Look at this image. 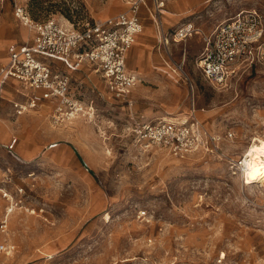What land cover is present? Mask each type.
Listing matches in <instances>:
<instances>
[{"label": "rangeland", "instance_id": "374dc122", "mask_svg": "<svg viewBox=\"0 0 264 264\" xmlns=\"http://www.w3.org/2000/svg\"><path fill=\"white\" fill-rule=\"evenodd\" d=\"M131 1L0 0V62L31 39L18 7L35 21L82 27L127 12ZM163 1L167 28L191 21L202 31L171 46L174 60L185 59L195 90L175 83L156 47L159 63L150 73L139 71L141 83L132 92L135 111L174 119L194 105L211 133L234 132L222 147L242 156L255 138H264V64L220 90L206 82L197 61L204 35L241 11L264 13V0ZM148 4L141 8V36L150 27L148 36L157 39L149 10L154 0ZM73 78L86 113L64 126H54L43 109L14 117L1 101L9 114L0 133L8 125L6 145L15 137L19 142L10 152L0 140V169H11L14 192L18 186L25 193L17 195L9 233L0 234V244L16 247L10 254L0 249V264H264V182L244 185L225 159L145 152L128 129L129 109L102 78L90 68L75 70Z\"/></svg>", "mask_w": 264, "mask_h": 264}, {"label": "built area", "instance_id": "2783aa9c", "mask_svg": "<svg viewBox=\"0 0 264 264\" xmlns=\"http://www.w3.org/2000/svg\"><path fill=\"white\" fill-rule=\"evenodd\" d=\"M148 6V0L131 1L130 9L105 21L86 25H65L56 19L35 21L23 7L16 9L17 17L29 29L31 39L9 49L7 62L0 64V85L7 80L19 81L25 91V101L13 102L16 116L50 105V119L54 126H64L86 113L83 102L72 91V75L61 70L62 63L69 70H78L88 64L101 75L109 94L115 99L133 107L130 98L133 90L141 83L139 74L129 70L127 55L144 32L140 10ZM163 0H154L153 10L149 8L164 45L171 41L186 42L202 31L193 23L182 24L171 33H166L162 20ZM205 48L198 58L197 66L203 78L217 89L228 88L233 79L254 66L264 64V13L256 9L245 10L217 26L204 35ZM164 64L172 71L178 82L185 81L191 91L195 90L193 80L184 71L185 59L177 62L165 59ZM172 120L164 117L145 120L131 115L129 131L136 142L147 152L156 148L177 159L202 155L225 159L231 173L242 182L247 181L250 151L234 157L223 150V143L233 140V131L211 133L196 115L193 105L191 114ZM184 117V118H182ZM18 138L5 147L13 152ZM12 170L0 169V234L7 235L10 217L19 209L18 193L24 188L13 190ZM146 212H141L144 217ZM14 245L0 244V249L12 253Z\"/></svg>", "mask_w": 264, "mask_h": 264}, {"label": "crops", "instance_id": "0c3cea01", "mask_svg": "<svg viewBox=\"0 0 264 264\" xmlns=\"http://www.w3.org/2000/svg\"><path fill=\"white\" fill-rule=\"evenodd\" d=\"M128 4H129V9H130L131 2L128 3ZM164 8L162 9V20L164 19L165 14L168 13V12L164 11ZM129 9H128V11H129ZM140 13H141V10H140ZM139 16H140V14H139ZM140 19H141L143 25L145 26V24H144L145 20L142 19L141 16H140ZM163 22H164V20H163ZM188 22H191V21H188ZM185 23H187V22H185ZM181 25L182 24H180L178 27H180ZM177 28H167L166 27V23H164V30H165L166 33H171L172 31L176 30ZM151 33H152V29L150 27H147L146 36L143 35V37H142L141 36L142 34L139 35V36H141V38L139 40H138L139 36L137 37V40H138L139 44L134 45L133 48L131 49L132 51L130 50L128 55H127V66L129 68V70L134 72V73L139 74L140 70H143L146 73L147 72L150 73L149 72V67L152 64H154V63H159L158 57H155V62L153 60V58H154L153 57V50L156 47L158 48V50L160 52V59L163 60V62H164L165 59L173 58L172 51H171L172 44H180V43H176V42L171 41L168 45H164L161 42L159 35H158L157 39H155L153 37H149L148 35H151ZM137 40H136V42H137ZM162 49H163V51H165L167 56L163 55ZM8 57H9V51H8V56H7L6 60L4 62H0V64L7 62ZM59 67L61 68V70H66L67 72L71 73V75H72V91H73V83H74L73 73H74L75 70L67 69L62 63L59 65ZM84 68L93 69V71L101 77V75L95 70V68L93 66H91V65H88V64L83 65L78 70H83ZM171 78L175 81L176 84L180 83L173 76H171ZM8 96H11L12 99L7 98ZM17 96H19V98ZM15 97H17V98H15ZM130 98L133 101L132 94H131ZM25 99H26V91H25L23 85L19 81L14 80V79H9V80L6 81L5 84L0 85V124L4 120L3 117L6 114L7 115L9 114L8 111L5 109V107L3 106V104L1 103V101L2 100H7L9 102V104H10V109L12 110L13 116L14 117H21L23 115H21V116H16L15 115V111L13 109V102L25 101ZM125 105L129 109V114H128L129 120H128V123L131 120V115L132 114L136 115L137 117H141V118H143L145 120H151V121L157 120L159 118H162V117H158V118L149 119L144 114L138 113L137 111H135V103H134V101H133V107H129L127 104H125ZM39 109H43V111L46 112L48 114V117L50 118V113H51L50 105H45V106L39 107V108L35 109L34 111L39 110ZM31 112H33V111H31ZM31 112H29V113H31ZM191 112H192V110L190 108V110L188 111V114H191ZM26 114H28V113H26ZM50 121H51V119H50ZM3 133H5V132H2V134ZM2 134L0 133V135H2ZM3 136H4V134H3ZM5 138H6V136H4L3 139H0L1 140V145H3V146H6ZM10 142H11V140L9 141V143ZM18 142H19V139H18Z\"/></svg>", "mask_w": 264, "mask_h": 264}, {"label": "bare ground", "instance_id": "6f19581e", "mask_svg": "<svg viewBox=\"0 0 264 264\" xmlns=\"http://www.w3.org/2000/svg\"><path fill=\"white\" fill-rule=\"evenodd\" d=\"M164 118L172 120L169 116H165ZM9 129L8 125L4 127L5 132H8ZM249 151L251 153L252 162L249 165L247 175L248 182L243 183L244 185L252 186L254 183L264 182V138H255L252 144L247 147L245 153H248Z\"/></svg>", "mask_w": 264, "mask_h": 264}]
</instances>
